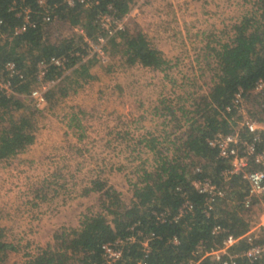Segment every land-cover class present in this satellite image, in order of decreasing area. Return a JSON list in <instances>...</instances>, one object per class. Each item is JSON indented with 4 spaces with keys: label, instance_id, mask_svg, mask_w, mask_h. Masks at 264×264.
<instances>
[{
    "label": "trees",
    "instance_id": "1",
    "mask_svg": "<svg viewBox=\"0 0 264 264\" xmlns=\"http://www.w3.org/2000/svg\"><path fill=\"white\" fill-rule=\"evenodd\" d=\"M12 1L0 0V74L4 63L13 60L22 77L12 78V92L0 90V160L25 150L35 140L37 108L26 94L38 83V61L48 62L45 74L48 79L60 75L66 79L75 73L78 78L89 80L94 77L90 71L93 66L107 72L115 65L139 63L159 70L170 66L168 59L144 30L135 27L136 24L129 25L128 20L108 37L104 46L109 54L107 61L103 62L96 55L83 59L86 54L83 34L72 26L67 28L66 24L75 23L84 33L92 35L100 28L99 14L110 11L123 18L129 13L134 0H90L88 5L76 3L72 6L64 0H50L52 7L49 14L54 16L50 20L44 18L45 11L38 0H23L30 9L34 25L18 33H13V30L22 19L10 8ZM231 30L227 39H215L216 44L211 46L208 42L214 62L212 68L208 66L213 69L212 84L193 103L191 110H183L184 114L191 111L187 117L189 121L172 140L171 150L156 135L147 139L144 137V144L152 150L154 159L147 166L148 159L144 158L140 162V173L135 179H127L130 202H125L122 192L107 183V179L99 175L92 178L80 193L85 195L97 191L100 209L84 212L77 225L55 228L51 240L24 254V264H99L101 243L129 233L133 222H138L137 227L145 232L155 234L145 258L147 264H174L186 259L200 239L208 245L220 243L225 232L213 236L211 228L215 223H220L228 229L226 232L236 235L247 231L249 223L240 203L246 192V183L240 175H232L231 192L227 197L215 200L209 215L203 211L205 196L191 184L193 178L202 176H210L219 182L221 169L228 165L227 161L217 157L216 149L208 145L206 137L218 130H229L230 123L223 109L238 86L246 92L253 107L251 113L264 119V93L251 91L255 80L264 75V0H253L251 11L234 21ZM52 56H65V66L49 62ZM65 69L69 71L65 72ZM56 93L65 95L67 89L59 84L49 88L47 100L50 102ZM169 105L160 100L155 112L175 118ZM74 125L75 129L82 130L79 120ZM176 125L180 126V123L176 122ZM69 126L73 124L69 122ZM241 133L248 137L251 135L244 129ZM78 134L81 137L83 133ZM198 164L201 170L196 172L194 167ZM67 184L66 179L59 182L53 174H49L38 182H32L25 197L34 207L61 195L59 187H67ZM182 192L192 201L193 212L184 214L178 221H158L156 215L159 211L176 210L182 200ZM257 202L258 199L254 200V203ZM173 236L177 237V242L172 241ZM260 240L264 243V230ZM245 246L242 240L239 247ZM16 250V242L7 239L0 228V264H4L8 254ZM141 254L139 245L132 244L125 253L124 264H135ZM238 263L264 264V254L254 261L239 258ZM198 264L220 263L206 256Z\"/></svg>",
    "mask_w": 264,
    "mask_h": 264
},
{
    "label": "rangeland",
    "instance_id": "2",
    "mask_svg": "<svg viewBox=\"0 0 264 264\" xmlns=\"http://www.w3.org/2000/svg\"><path fill=\"white\" fill-rule=\"evenodd\" d=\"M252 5L253 0H142L126 20L144 30L170 66L159 70L139 63L115 65L108 72L94 66V78L84 80L72 73L59 82L67 93H56L37 111L34 142L0 160V228L4 236L23 246L34 241L32 235L41 228L46 239L50 228L78 224L84 212L100 209L97 191L89 196L80 193L98 175L123 188V200L130 202L127 179L140 173L144 158L147 166L154 159L144 137L156 135L171 150L172 140L189 121L191 111L184 114L183 110H191L212 84L213 57L206 54L208 47L199 38L208 35L213 44L215 39H227L233 22L250 12ZM168 22L181 24L178 30L186 38L184 43L171 33L173 24ZM160 100L172 106L177 119L152 110ZM77 120L82 130L75 129ZM123 131L127 135L122 136ZM78 132L83 133L81 137ZM49 174L59 182L66 179L67 187H59L61 195L31 206L26 191L32 182ZM15 254L10 252L4 264H24Z\"/></svg>",
    "mask_w": 264,
    "mask_h": 264
},
{
    "label": "built area",
    "instance_id": "3",
    "mask_svg": "<svg viewBox=\"0 0 264 264\" xmlns=\"http://www.w3.org/2000/svg\"><path fill=\"white\" fill-rule=\"evenodd\" d=\"M64 1L71 6L76 3L88 5L90 2V0ZM141 2L142 0H134L129 13L123 18L117 17L110 11L99 14L100 28L92 35H87L82 28L69 23L75 30L83 34V46L86 48L83 59L90 55H96L103 62L107 61L109 54L104 46L108 37L124 26L128 15L131 11L137 10ZM38 3L44 8L46 20L54 18L49 14L52 7L50 0H38ZM10 8L16 11V14L20 15L22 19L21 24L14 28L13 33L21 32L28 26L34 25L30 9L23 0L19 3L13 0ZM65 60V56H52L49 62L64 67ZM47 63L43 60L37 62L36 79L38 83L26 94L37 111L47 106V90L57 86L64 76L46 78ZM68 71L69 69H65V72ZM15 76L21 78L22 72L15 61L7 60L0 74V90L6 93L12 92V78ZM251 91L255 94L264 93V75L255 80ZM251 110L253 107L246 92L241 86H238L233 92L230 102L223 109V113L230 123L229 130H218L213 135L206 137L208 145L216 149L217 157L227 161L228 165L221 169L219 182L210 176L195 177L191 181L193 187L205 196L203 211L209 215L214 208L215 200L227 197L231 192L232 175H240L246 183V192L240 203L249 227L243 234L236 235L226 232L228 229L220 223H215L211 228V234L216 236L225 232L221 242L208 245L205 240L200 239L195 243L189 257L176 261L174 264H198L206 256L212 257L220 264H239V258L243 257L254 261L264 254V243L260 240L261 232L264 230V119L253 115ZM242 129L250 132L251 135L249 137L242 135ZM194 169L197 172L201 170V167L198 164ZM177 188L181 187L177 186ZM257 199L259 202L254 203V200ZM193 209L192 201L185 192H182V200L174 212L162 210L156 216L160 222L178 221L184 214L192 213ZM137 224L138 222H133L129 226V233L101 243V262L99 264H124L125 253L134 243L139 245L142 253L135 264H147L145 258L151 249V242L155 234L154 232H145L142 228L137 227ZM242 240L246 243L243 248L239 247ZM172 241L177 242V237L173 236Z\"/></svg>",
    "mask_w": 264,
    "mask_h": 264
},
{
    "label": "crops",
    "instance_id": "4",
    "mask_svg": "<svg viewBox=\"0 0 264 264\" xmlns=\"http://www.w3.org/2000/svg\"><path fill=\"white\" fill-rule=\"evenodd\" d=\"M195 4L196 5H198V1L197 2H195ZM199 5H200V3H199ZM168 24L169 25H172L173 23L172 22H168ZM173 26V30L171 31V33L172 34H174L175 33V35H176V39H178L179 41H182L181 40V38H183V43L186 41V38L182 35L181 36V33L179 32V30H178V28L181 26V24H179L178 22H175V24H173L172 25ZM189 26V25H188ZM196 27H199V26H196ZM163 29H164V26L162 27ZM165 28H166V26H165ZM181 28V27H180ZM179 28V29H180ZM166 30H169V29H166ZM185 39V40H184ZM189 40H192L193 39V37L191 36V38H188ZM200 39V41H204L205 43H206V47L208 46V42H209V39H210V37L207 35V37H201V38H199ZM198 39V40H199ZM197 40V41H198ZM181 44H182V42H181ZM211 45H213V43H210V46ZM156 46V45H155ZM157 47V46H156ZM158 48V47H157ZM159 49V48H158ZM189 53V52H188ZM188 53H186V54H188ZM163 54V53H162ZM178 54H181V53H178ZM206 54H208L209 56H212V53H211V51L209 52V50L207 49L206 50ZM168 55V54H167ZM166 55V56H167ZM196 55H199V53H197ZM163 56L165 57V54H163ZM166 58V57H165ZM167 59V58H166ZM94 67V66H93ZM93 67H91V68H93ZM95 67H97L98 69L100 68L99 66H95ZM94 67V68H95ZM91 68H90V71H91ZM94 77H95V75H94ZM93 77V78H94ZM142 105V104H141ZM157 104H153L152 105V110L155 112L156 110H155V106H156ZM156 113V112H155ZM123 135H127V132L126 131H123V133H122V136ZM30 146V145H29ZM128 185V184H127ZM118 189V188H117ZM126 189H128V187H126ZM122 193H124L123 192V188L122 189H119ZM90 193L91 192H89V193H87V194H85V195H87V196H89L90 195ZM32 208H30V210H31ZM43 221V220H42ZM71 224H73V223H71ZM74 225H77V224H74ZM42 228L41 229H39V231L36 233V234H34V235H32V237H35L34 238V241L33 240H30V242L29 241H27L26 242V244H23V246H21L20 244H18L17 245V250L16 251H11V252H16V254L15 255H17L16 257L17 258H20V259H22L23 261H24V254L27 252V251H29L28 249H31V248H33V247H36L38 244H41V243H45L47 240H49L51 237H52V233H53V231H54V229L53 228H50V230H48L45 234H47V233H49V235L46 237V239L45 238H43V235H42ZM52 239V238H51ZM36 240V241H35ZM35 249V248H34ZM34 249H32V250H34ZM23 255V256H22ZM13 258H15L14 256H13ZM22 264V263H21Z\"/></svg>",
    "mask_w": 264,
    "mask_h": 264
}]
</instances>
